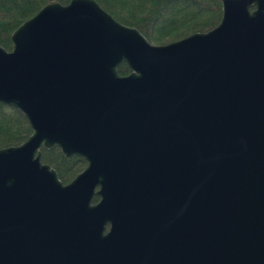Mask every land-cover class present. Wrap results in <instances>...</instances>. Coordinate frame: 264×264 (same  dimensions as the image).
Returning a JSON list of instances; mask_svg holds the SVG:
<instances>
[{
	"label": "water",
	"instance_id": "95a60500",
	"mask_svg": "<svg viewBox=\"0 0 264 264\" xmlns=\"http://www.w3.org/2000/svg\"><path fill=\"white\" fill-rule=\"evenodd\" d=\"M220 4L164 43L96 0L10 32L0 101L30 133L0 147V264H264V0ZM52 145L86 161L65 183Z\"/></svg>",
	"mask_w": 264,
	"mask_h": 264
},
{
	"label": "trees",
	"instance_id": "16d2710c",
	"mask_svg": "<svg viewBox=\"0 0 264 264\" xmlns=\"http://www.w3.org/2000/svg\"><path fill=\"white\" fill-rule=\"evenodd\" d=\"M48 0H0V45L10 49V32ZM66 3L68 0H57ZM117 21L134 26L151 43L178 39L193 31L214 26L220 17V0H96ZM117 72L129 71L125 62ZM30 133L25 115L0 101V147L17 144ZM40 160L54 168L62 183L70 180L86 161L78 155L64 156L56 145L40 148ZM97 199L92 196V201Z\"/></svg>",
	"mask_w": 264,
	"mask_h": 264
}]
</instances>
